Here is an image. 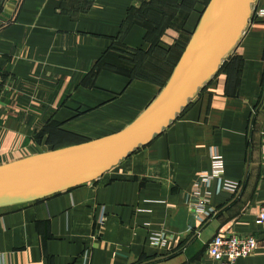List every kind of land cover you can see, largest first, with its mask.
<instances>
[{"label":"crops","instance_id":"obj_1","mask_svg":"<svg viewBox=\"0 0 264 264\" xmlns=\"http://www.w3.org/2000/svg\"><path fill=\"white\" fill-rule=\"evenodd\" d=\"M203 1L177 12L151 53L146 25L133 21L118 34L139 0H2L0 162L49 146L44 133L35 137L45 124L71 134L62 146L143 112L167 83ZM132 47L148 52L156 76L130 74ZM263 80L264 17H252L215 72L148 142L93 180L1 205L0 264H215L205 249L217 232L252 234L254 250L234 264H264V232L254 222L264 200ZM213 151L221 178L236 187L222 188L216 177L199 185L212 210L201 218L191 193ZM152 232L162 234L159 243L148 239Z\"/></svg>","mask_w":264,"mask_h":264},{"label":"water","instance_id":"obj_2","mask_svg":"<svg viewBox=\"0 0 264 264\" xmlns=\"http://www.w3.org/2000/svg\"><path fill=\"white\" fill-rule=\"evenodd\" d=\"M254 0H207L152 103L121 128L0 162V206L90 181L158 134L215 72L240 37Z\"/></svg>","mask_w":264,"mask_h":264},{"label":"built area","instance_id":"obj_3","mask_svg":"<svg viewBox=\"0 0 264 264\" xmlns=\"http://www.w3.org/2000/svg\"><path fill=\"white\" fill-rule=\"evenodd\" d=\"M2 0H0L1 4ZM252 17H264V6H259L251 3L248 21ZM257 110H259L263 118L260 121L259 126V151L264 159V80L260 89L259 97L257 100ZM210 166L208 171H201L195 181L193 182L192 197H195V201L192 203L195 209L199 212V216L203 218L209 212L211 208L206 206L208 201V191L205 188L209 179L216 177L221 182V187L234 191L236 182L221 178L223 169V163L221 155L215 151L210 153ZM220 179V180H219ZM199 185L204 188L202 191L198 189ZM101 221V216L97 217V222ZM254 222L261 226L264 232V200L258 205L257 211L254 216ZM148 239L152 243H159L162 240V234L152 232L148 235ZM256 245V239L252 234H238L230 232L228 234H222L217 232L211 236L206 243V254L215 261V264H234L238 257H243L251 253Z\"/></svg>","mask_w":264,"mask_h":264},{"label":"trees","instance_id":"obj_4","mask_svg":"<svg viewBox=\"0 0 264 264\" xmlns=\"http://www.w3.org/2000/svg\"><path fill=\"white\" fill-rule=\"evenodd\" d=\"M194 1L195 0H139L137 6L130 5L128 7L120 23L118 34L121 35L133 21L140 22L146 25L147 31L145 32V37L151 42L148 52L158 53L156 50L157 45L155 44L157 36L164 27L172 25V20L177 12L178 15L180 14L183 16L184 12L190 8ZM206 2L207 0H204L203 4ZM181 49L182 46L179 47V51ZM131 50L132 65L129 71L130 74L146 76V73H150V75L156 76L155 72L151 71L153 62L150 60V56L148 57L146 55L148 52L137 47H132ZM147 68H149V70ZM53 125L45 124L35 135L36 140H39V136L42 133L45 134L44 141L49 145L47 148L60 146L59 143L71 138L70 133L54 128Z\"/></svg>","mask_w":264,"mask_h":264},{"label":"rangeland","instance_id":"obj_5","mask_svg":"<svg viewBox=\"0 0 264 264\" xmlns=\"http://www.w3.org/2000/svg\"><path fill=\"white\" fill-rule=\"evenodd\" d=\"M42 147H43V148H47L48 146H47V147H46V146H42ZM40 148H41V147H38L37 150H42V149H43V148H42V149H40Z\"/></svg>","mask_w":264,"mask_h":264}]
</instances>
